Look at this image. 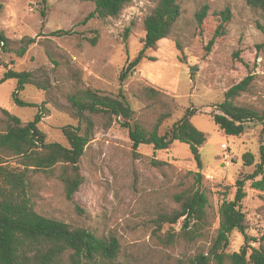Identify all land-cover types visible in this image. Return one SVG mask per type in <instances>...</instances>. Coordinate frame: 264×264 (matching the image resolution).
<instances>
[{
  "label": "rangeland",
  "instance_id": "obj_1",
  "mask_svg": "<svg viewBox=\"0 0 264 264\" xmlns=\"http://www.w3.org/2000/svg\"><path fill=\"white\" fill-rule=\"evenodd\" d=\"M156 4L157 0H133L118 18L103 19L90 17L92 2L0 0V31L10 40L5 48L0 44V78L12 69L31 71L50 82L47 91L27 85L20 96L36 106L22 107L12 99L17 81L7 80L0 84V107L24 122L39 112L38 126L48 141L69 146L63 128L85 126L67 102L69 93L85 88L122 95L132 108L131 122L147 129L164 117L161 134L187 109L200 111L192 121L207 136L200 148L201 166L188 144L175 141L167 149L141 144L135 149L121 118L105 128L103 119L94 117L92 140L81 160L85 182L73 200L66 198L58 178L34 175L39 210L99 236L118 237V264H192L199 253L208 254L217 236L220 206L234 199L237 179L255 170L264 142L260 121L248 122L239 136H227L210 114L226 92L248 76L249 89L236 102L264 110V16L245 0H180L182 14L172 34L156 49H147L136 70L123 79L125 67L143 48L144 19ZM204 5L208 14L199 23L196 14ZM226 8L231 19L208 49L221 23L217 13ZM56 31L64 33L53 35ZM27 38L35 42L20 56ZM146 87L159 93L150 96ZM6 119L0 110V130ZM245 153L253 154L252 165L243 161ZM0 157L11 166L18 161L1 151ZM244 188L248 231L257 235L264 226V192L251 188V180ZM197 189L209 198V224L200 234L193 240L179 236L182 219L174 225L164 223L159 230L160 216L180 206L176 195ZM171 233L177 238L169 242ZM244 242V235L233 231L227 251H238Z\"/></svg>",
  "mask_w": 264,
  "mask_h": 264
},
{
  "label": "trees",
  "instance_id": "obj_2",
  "mask_svg": "<svg viewBox=\"0 0 264 264\" xmlns=\"http://www.w3.org/2000/svg\"><path fill=\"white\" fill-rule=\"evenodd\" d=\"M95 4L90 17L118 18L122 11L132 4L133 0H79ZM254 10L264 16V0H245ZM45 3L46 0H43ZM43 14L45 12L43 11ZM182 14L180 0H157L155 7L144 19L145 37L143 48L137 57L129 62L122 73V78L136 70L147 49H156L158 42L169 37ZM208 14V6L204 5L197 12V20L202 23ZM221 23L217 27L208 49L216 38L224 34L225 25L231 19V10L226 8L217 13ZM56 31L53 35L63 34ZM10 40L0 31V44L7 47ZM25 43L19 55L23 56L34 39H24ZM93 43L96 39L92 40ZM31 71L7 70L0 78V84L15 79L17 85L12 92L15 104L22 107H35V103L25 101L20 92L27 85L36 86L47 91L50 82L47 78L40 80ZM252 77L248 76L233 85L225 94V100L210 112L213 121L227 136H239L251 121H260L264 133V110L241 105L236 99L249 89ZM146 94L159 93L152 87L145 88ZM69 108L85 126L67 125L63 128L69 146L47 140L46 133L38 126L41 114L24 122L19 116L0 107L7 118L4 128L0 130V151L18 158L17 164L10 163L0 157V264H118L121 243L115 235L99 236L95 232L47 216L38 208V192L34 175L43 173L58 178L63 186L66 198L73 200L74 195L85 182L82 174L81 160L86 152L96 126L94 117L103 119V126L109 128L114 121L121 118L122 126L128 128L133 147L141 144H153L156 149H167L175 141L189 145L197 164L202 165L200 148L207 141L205 132L200 130L192 118L200 112L187 109L185 114L175 121L163 134L160 127L161 117L152 129H147L139 122L132 120V108L125 97H115L96 90L85 88L67 95ZM246 165L254 163L251 153L243 155ZM251 180V188L264 192V142L260 147V161L255 170L236 181V193L232 200H225L219 209V228L217 236L208 254L199 253L192 264H264V226L260 233L250 234L247 214L243 210L247 196L245 183ZM180 206L170 213H164L158 219V229L164 224L174 225L183 220V228L179 233L186 240H193L200 230L209 224V198L205 191H183L176 195ZM238 230L244 235L245 242L238 251H227L230 235ZM169 242L177 238L175 233L169 234Z\"/></svg>",
  "mask_w": 264,
  "mask_h": 264
}]
</instances>
